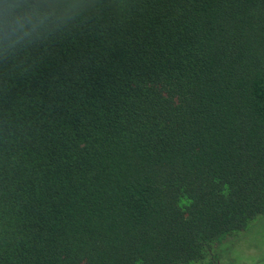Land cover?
Wrapping results in <instances>:
<instances>
[{
	"label": "trees",
	"instance_id": "1",
	"mask_svg": "<svg viewBox=\"0 0 264 264\" xmlns=\"http://www.w3.org/2000/svg\"><path fill=\"white\" fill-rule=\"evenodd\" d=\"M264 217V0H0V264H231Z\"/></svg>",
	"mask_w": 264,
	"mask_h": 264
},
{
	"label": "rangeland",
	"instance_id": "2",
	"mask_svg": "<svg viewBox=\"0 0 264 264\" xmlns=\"http://www.w3.org/2000/svg\"><path fill=\"white\" fill-rule=\"evenodd\" d=\"M232 247H227V253L235 263L231 264H264V217L252 226Z\"/></svg>",
	"mask_w": 264,
	"mask_h": 264
}]
</instances>
